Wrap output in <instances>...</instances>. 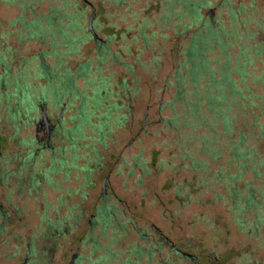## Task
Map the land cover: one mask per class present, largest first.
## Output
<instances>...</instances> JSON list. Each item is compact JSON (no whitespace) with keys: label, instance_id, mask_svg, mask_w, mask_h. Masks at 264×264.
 <instances>
[{"label":"rangeland","instance_id":"374dc122","mask_svg":"<svg viewBox=\"0 0 264 264\" xmlns=\"http://www.w3.org/2000/svg\"><path fill=\"white\" fill-rule=\"evenodd\" d=\"M167 1L37 0L32 11L23 10L18 0H0V264H69L73 257L74 264H264V229L251 237L236 226L229 201L216 196L225 195V179L212 182L221 167L234 173L237 161L230 158L237 140L231 142L221 126L213 131L196 121L187 127L183 118L177 119L184 112L180 104L170 106L189 42L178 18L169 16ZM208 1L212 5L203 9L205 18L230 29V6ZM240 4L248 6L241 15L247 24L238 34L244 45L233 50V61L246 45L264 42V31L252 38L264 18V0H232L233 8ZM59 5L67 13L63 24L79 22L77 51L70 52L60 38L55 43L50 34L32 36L28 28ZM210 9H215L212 17ZM94 12L97 39L89 31ZM103 45L107 53L101 62ZM215 53L210 59L220 55ZM43 61L56 69V78L65 71L76 92L47 96L42 105L62 131L54 135L52 150L36 144L29 150L33 121H44L41 112L30 114V124L15 123L2 100L14 91L9 78L12 82L23 73L40 95L47 81L36 73ZM248 71L251 91L244 94L264 96L263 81L257 80L264 55ZM102 82L109 97L100 113L112 111L104 135L96 126L100 120L93 101ZM189 90L185 100L195 99ZM237 102L233 114L239 130L251 118H243ZM87 112L91 118L83 124ZM77 127L83 132L76 133ZM251 131L256 128H247L248 144L262 150L264 139L257 140ZM39 138L46 139L45 129ZM63 158L66 168L60 166ZM203 162L209 163L205 169ZM252 177L247 173L245 179ZM101 205L113 213L105 232L97 213Z\"/></svg>","mask_w":264,"mask_h":264},{"label":"trees","instance_id":"16d2710c","mask_svg":"<svg viewBox=\"0 0 264 264\" xmlns=\"http://www.w3.org/2000/svg\"><path fill=\"white\" fill-rule=\"evenodd\" d=\"M6 1L10 2L11 0ZM18 1L21 3L23 10L29 7L34 11L33 4L37 0ZM125 1L116 0L118 5H122ZM211 5L212 2L208 0L167 1L169 16L178 18L183 26L181 34L186 36L189 42L185 53L186 60L177 74V97L170 102V106L175 103L180 104V108L184 112L177 115V119L178 117L183 118L187 127L194 125L196 121H198L199 126L206 125L213 129L216 126H221L222 131L230 137L231 142L233 139L237 140V145L232 147L233 157L230 158V161H237L234 166V173H232L233 170L229 166L226 168L221 167L214 176L216 180L212 182L216 184L223 178L225 179L221 183H223L226 197L222 192L216 196L218 198H227L229 201V203L227 202L228 210L232 214L236 226L248 236L255 237L264 229V147L260 151L255 145L251 147L248 144L250 141L246 131L248 127L256 128L257 133L251 131V134L256 133L257 140L264 139V96L254 97L245 95L244 92L251 91L247 85L248 78L251 77L248 70L252 68L255 59L258 61L262 59L264 42L255 46L246 45L240 49V52L235 56V61H233V50L244 45L243 39L238 34L246 27L247 19H241V15L248 9V6L240 4L235 9L232 7V0H223L220 7L230 6L229 12L232 16L230 29L227 30L223 25L217 27L214 22H210L203 15V9ZM62 6H52L50 14L44 21L40 18H35L28 28L31 30L32 36L40 37L50 34L55 39V43H57L56 39L60 38L64 41L67 49L70 52H74L80 48V38H82L79 33V22L70 20L67 24H63V19L67 16V13H65ZM253 6L254 3H251V7ZM257 24L258 30L253 33V39L257 38L261 31H264V18L262 23ZM50 31L51 33H49ZM248 34L250 35L251 31H248L245 36H248ZM100 48L101 55L99 58L102 62L107 49L104 45ZM215 52H219L220 55H215L214 60L210 59L212 54H216ZM233 62L235 67H232ZM215 63L218 64V68L214 67ZM83 67L84 71H86L87 68ZM55 72L56 69L47 67L45 61L38 66L37 77L47 81L41 87V93L38 96L33 91L36 88L34 87L35 85L28 83L27 78H24L25 76L23 75L26 74L23 73L18 77H14L12 82L9 78L7 85L11 86L14 84V91H7L2 101H5L8 105L10 121L30 124L33 120L30 114L39 109L42 103L46 101L47 96L59 98L70 96L71 93L76 92L73 80L68 77L69 75L65 71H62L57 78ZM236 75H240V79H235ZM56 79L58 81L54 82ZM257 80L263 81L264 85V71ZM186 82L188 83L185 85ZM242 82L245 84V88L241 87ZM105 84V82H102L101 87L96 89L93 98L96 103V117L100 120L96 126L101 130L102 135L105 133L104 128L110 123L112 114L111 110L106 113H100V107L104 106L103 102L109 97ZM190 88H192V93L196 97L195 99L185 100L186 96L190 94ZM237 101H241L243 118H251L250 123L247 125L243 124V128L239 130L235 125L237 118L233 114L234 109L239 105ZM12 104L15 106L13 107ZM90 118L87 112L82 123H86ZM177 119L169 121L176 124ZM75 130L76 133L83 132L81 127H77ZM214 137L211 136V140ZM73 148L76 149L75 146ZM256 159H258V162L254 164ZM60 166L66 168L67 161L64 158L61 160ZM201 166L205 169L209 166V163L203 162ZM247 173H251L253 177L245 179ZM97 213L104 220L103 231L105 232L108 225L113 224L111 207L101 205ZM96 221L100 222V219L97 218ZM63 224V221L59 222L60 231Z\"/></svg>","mask_w":264,"mask_h":264},{"label":"flooded vegetation","instance_id":"af4514ba","mask_svg":"<svg viewBox=\"0 0 264 264\" xmlns=\"http://www.w3.org/2000/svg\"><path fill=\"white\" fill-rule=\"evenodd\" d=\"M37 110H39L42 114L44 111L47 110V106L41 105L39 107V109H37ZM62 114L63 113L61 111L60 118H61ZM48 120H49L48 125L45 124L44 122H41V121H35V122L33 121V123L35 125V136H34V139L32 141H28L26 143L27 144L26 147L29 148V150H30L31 145L33 146V144L40 145L42 147V149L46 148V149L52 150L51 142L54 139V135H56L57 132L60 134L62 130L60 129L59 123L56 124L55 122L52 121V119H50V117H48ZM43 129H45V133H46V139H44V140L39 138V135L43 132ZM2 146H3L2 143H0V147H2ZM32 152H34L33 154H31V156L33 157L34 155H36V153H35V151H32ZM163 240L167 241V238H163ZM174 250L176 251V249H174Z\"/></svg>","mask_w":264,"mask_h":264},{"label":"water","instance_id":"95a60500","mask_svg":"<svg viewBox=\"0 0 264 264\" xmlns=\"http://www.w3.org/2000/svg\"><path fill=\"white\" fill-rule=\"evenodd\" d=\"M214 13H215V9H210V11H208L207 15L209 17H212L214 15ZM94 19H95V12L93 13V15L91 17V20H90L89 31L97 39L98 38V35H97L96 31L94 30ZM42 116H43V120H44L43 122L48 125L49 120H48L47 112L44 111L42 113ZM173 248L176 249V250H178L180 252V250L176 246H174ZM181 253L184 256H187L189 258L193 257L191 254L184 253V252H181ZM74 263H75V257H73L72 261L69 264H74Z\"/></svg>","mask_w":264,"mask_h":264}]
</instances>
